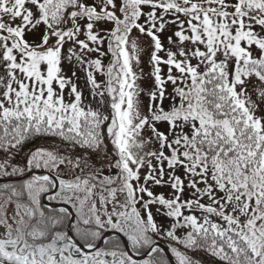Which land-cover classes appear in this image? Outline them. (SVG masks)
<instances>
[{"label": "rangeland", "instance_id": "rangeland-1", "mask_svg": "<svg viewBox=\"0 0 264 264\" xmlns=\"http://www.w3.org/2000/svg\"><path fill=\"white\" fill-rule=\"evenodd\" d=\"M81 1L70 23L55 27L33 15L29 5L36 0H0V117L35 108L47 113L50 122L65 120L75 129L84 111L109 114L111 105L115 115H110L108 131L111 140L115 134L123 170L118 160L103 171L91 170L67 162L48 145L35 148L29 166L60 176L56 200L68 201L90 232L91 217L94 225L129 234L158 228L157 220L161 230L185 238L199 225L231 227L264 264V197L259 195L264 191L258 190L264 161L245 172L234 159L208 160L190 140L197 125L213 121L200 101L196 68L206 66L217 52L231 59L234 69L240 60L264 59V4ZM161 15L156 28L173 55L168 70L164 64L154 67L168 54L147 25ZM165 72L171 79L159 85ZM232 80L237 100L264 132V80L241 71L233 72ZM34 184L33 178L25 182L31 203L24 207L6 193L10 185L0 191L4 264H155L149 257L131 260L120 245L73 257L68 246L54 252L47 238L40 237L49 226H30L29 217L41 212V188ZM104 231L97 228L96 234ZM26 237L42 243L32 244ZM172 252L182 264H201Z\"/></svg>", "mask_w": 264, "mask_h": 264}, {"label": "trees", "instance_id": "trees-1", "mask_svg": "<svg viewBox=\"0 0 264 264\" xmlns=\"http://www.w3.org/2000/svg\"><path fill=\"white\" fill-rule=\"evenodd\" d=\"M260 1L264 4V0ZM82 4L81 0H36V4L30 3L29 6L33 15L46 19L53 26L59 27L69 23L74 16L73 13L82 7ZM36 5L40 9H36ZM163 13L168 12L165 10ZM162 16L154 18L147 25L156 33L158 45L163 47L172 58L169 45L156 28L158 24L156 21ZM161 21L166 22L165 19ZM179 26L181 27L182 23ZM163 60L167 63L168 57H163ZM233 64L231 59L217 52L209 62L206 61V66L200 69L199 97L213 121L197 125L190 135V140L193 147L202 151L208 160L219 162L234 159L245 172H248L259 167L263 161L264 134L259 130L255 119L237 100L232 77L233 72L237 70L243 73L254 72L264 79V59L240 60L238 64H235V69ZM165 74L168 73L165 72ZM166 78H168L167 75ZM110 108L109 114L101 110L84 111L79 126L75 129L68 121L54 124L48 120L46 115L37 112L12 111L7 113L0 119V170L7 169L2 170L1 175L21 174L31 170L29 160L39 145L51 146L59 155L64 156L67 162L89 166L91 170L103 171L117 160L122 169L120 158H118V145L114 139L115 134L111 140L108 131L111 122L110 115L112 117L115 115L113 106L110 105ZM108 140H111L113 145ZM34 179L38 183L34 188L37 190L41 188L39 192L41 212H35L29 217L30 226L42 229L49 226L46 234L40 237L47 238L44 241L52 244L54 252L64 250L67 246L70 247L71 255L81 251L66 238L69 211L64 207L46 205L42 200L43 193L53 187V179L36 177ZM24 181L25 179L9 181L6 185H10L11 188L6 190L7 192L3 190L11 194L15 203L20 207L31 203ZM14 185L15 188H12ZM2 186L5 187L3 183H0V187ZM260 190L264 191V181ZM259 195L264 197L263 193ZM49 198L55 199L54 196H49ZM78 220L77 218L74 228L76 236L87 244H95L102 234H96V229H105L99 227V224H97L99 226L94 225L93 217H91V232L86 230L87 227ZM158 222L157 220L158 228L148 226L141 232L132 231L131 234L125 232L134 251L144 252L154 240L161 239L170 246L172 251H179L186 259L193 262L259 264L257 256L246 239L233 228L202 225L193 228L189 236L185 238L170 233V230H161L163 227L161 228ZM26 238L32 244L42 243L39 239ZM105 245L113 247L120 245L126 251L123 240L117 235L108 237ZM151 259L155 264H171L160 247L153 250ZM0 264L4 263L0 261Z\"/></svg>", "mask_w": 264, "mask_h": 264}, {"label": "water", "instance_id": "water-1", "mask_svg": "<svg viewBox=\"0 0 264 264\" xmlns=\"http://www.w3.org/2000/svg\"><path fill=\"white\" fill-rule=\"evenodd\" d=\"M48 174L54 177V179H55V187H54L52 190L48 191L46 194L55 192L56 189H57V187H58V185H59V181H58L57 177H56L54 174H52V173H48ZM29 175H38V172H37V171H30V172H27V173H25V174H23V175H19V176L0 177V180H2V181H6V180H9V179H20V178H24V177L29 176ZM46 194H44V198L46 197ZM45 201H46V203H50V204H53V205H56V206H57V205H63V206H66V207L69 208L70 213H71V216H70V222H69V226H68V234L71 235L72 238L76 241V243H77L81 248H83V249L86 250V251H92V250H94V249L100 247V246L103 244L105 237H107V236H109V235L115 233V234H118L119 236L122 237V239L124 240V243H125V246H126L128 252H129L130 255H132L134 258L141 259V258H144V257H146V256H149V255L151 254V252H152L153 247H155V246L158 245V246H161V247L164 249V251L166 252V254L169 256V258H170L172 264H179V263L175 260V258H174V256H173V254L171 253L169 247H168L165 243H163L162 241H156L155 243H153V244L150 246V248H149L146 252H144V253H142V254H136V253H134V252L131 250V248H130V243H129V240L127 239V237H126L122 232H120L119 230H115V229H108V230H106V231L103 233V235L101 236L99 242H98L95 246H93V247H86L83 243H81V242L75 237V235H74V233H73L72 225H73V222H74V219H75V212H74L73 208L71 207V205L68 204V203H66V202H52V201L47 200L46 198H45Z\"/></svg>", "mask_w": 264, "mask_h": 264}, {"label": "bare ground", "instance_id": "bare-ground-1", "mask_svg": "<svg viewBox=\"0 0 264 264\" xmlns=\"http://www.w3.org/2000/svg\"><path fill=\"white\" fill-rule=\"evenodd\" d=\"M131 260H135L134 258H130Z\"/></svg>", "mask_w": 264, "mask_h": 264}]
</instances>
